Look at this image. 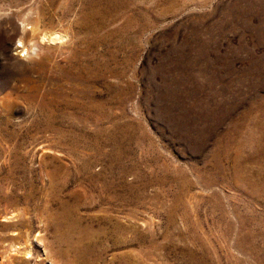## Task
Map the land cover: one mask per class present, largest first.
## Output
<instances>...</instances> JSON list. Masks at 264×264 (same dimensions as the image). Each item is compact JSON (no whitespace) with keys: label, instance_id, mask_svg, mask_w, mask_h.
Wrapping results in <instances>:
<instances>
[{"label":"rangeland","instance_id":"obj_1","mask_svg":"<svg viewBox=\"0 0 264 264\" xmlns=\"http://www.w3.org/2000/svg\"><path fill=\"white\" fill-rule=\"evenodd\" d=\"M0 264H264V0H0Z\"/></svg>","mask_w":264,"mask_h":264},{"label":"bare ground","instance_id":"obj_2","mask_svg":"<svg viewBox=\"0 0 264 264\" xmlns=\"http://www.w3.org/2000/svg\"><path fill=\"white\" fill-rule=\"evenodd\" d=\"M23 21H24V23H27L28 19H24ZM38 27H39V22H37L36 25L32 26V31H36L38 29ZM39 29H40V27H39ZM33 34H35V32H33ZM62 37H63V35L62 34H58V33L55 34V35H52L51 33L46 32L43 35V39L48 38V39H51V40H54V41L63 39Z\"/></svg>","mask_w":264,"mask_h":264}]
</instances>
